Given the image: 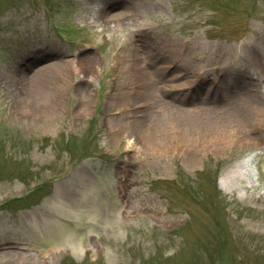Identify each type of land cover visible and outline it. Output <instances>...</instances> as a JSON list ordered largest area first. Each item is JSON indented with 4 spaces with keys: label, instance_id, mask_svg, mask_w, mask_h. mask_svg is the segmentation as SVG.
Returning <instances> with one entry per match:
<instances>
[{
    "label": "rangeland",
    "instance_id": "374dc122",
    "mask_svg": "<svg viewBox=\"0 0 264 264\" xmlns=\"http://www.w3.org/2000/svg\"><path fill=\"white\" fill-rule=\"evenodd\" d=\"M94 1L0 0V245L16 247L0 264H264V132L256 148L187 150L123 128L128 116L146 120L178 100L192 110L208 90L211 107L250 88L246 51H262L264 68V0H141L147 38L92 26ZM171 41L180 54L194 48L202 83L188 74L166 84L173 91L120 90L133 87L131 58L175 70L174 55L160 50ZM43 53L68 58L59 65L96 64L84 67L89 77L76 71L74 83L43 89L53 98L36 112L25 92ZM13 78L18 88L6 95ZM65 180L72 193L56 188ZM68 241L80 255L61 250Z\"/></svg>",
    "mask_w": 264,
    "mask_h": 264
},
{
    "label": "bare ground",
    "instance_id": "6f19581e",
    "mask_svg": "<svg viewBox=\"0 0 264 264\" xmlns=\"http://www.w3.org/2000/svg\"><path fill=\"white\" fill-rule=\"evenodd\" d=\"M124 1L125 0H96L93 2L94 7L92 5V7H88L87 13L89 15L86 20H88L92 26L102 28L105 26L108 27L109 25L114 29L130 27L132 28L133 37L138 35L140 38L141 36L147 38L146 33L148 30L145 28L148 25L142 21L144 4L141 0ZM116 7H120L124 11H127V13L115 12ZM243 45L250 48L252 44L244 43ZM243 45L241 44L239 48L243 49ZM179 46H181V44H179ZM219 47L220 46H217L213 56L219 52ZM160 50L165 52L164 55H174L173 61L179 58L177 68L173 70L164 65L148 66L146 63H140L139 61L134 62V58H131L129 60L130 64L125 68V74L127 79L133 82V85H131L133 87H130V85H128L129 83H127L125 86H120V90L136 91L134 92L135 94H138L139 91H146L152 94L151 91H173L174 88H170L166 84L181 80L182 78L187 79L188 74V83L191 84L197 79L195 70H193L196 60V57L193 55V53H195L193 52L194 48H189L187 53L180 54L177 52V47L174 42L171 41L165 48L161 47ZM250 50L251 52H246L250 55L248 57L252 60L255 72L253 75H250V73L247 75L249 76L247 80L249 81L250 88L242 89L243 92H241L239 96H229L223 99L222 106L210 107L207 102L209 99L208 94L210 93L208 92L206 96L201 99L200 104L189 111L181 107V100H178L175 102L177 103L176 105L170 103V105L165 106V111L158 113L160 115L156 112H154L156 114L146 112V120L141 118L135 119L132 118V116H128L123 120V128L132 132L133 137L137 135L143 142L154 143L158 148L166 144L171 148L176 145L187 150L191 149V147L195 148L200 146L202 148L205 146H214L213 148H216L219 144L229 149H232V147L244 149L246 147L256 148V146H260L263 144L262 133L264 132V125L261 123V118L264 116V93L262 92V88H264V68L262 64V51L259 53L254 47H251ZM129 52V55L133 57L134 50L130 49ZM49 57L48 53H43L41 56L39 54L36 59L39 61L45 59L48 63L38 68L31 69L33 73L28 78L24 105L27 106V102L29 101L32 103L33 109L36 112L39 110L37 108L38 106H41V104L46 102L49 98H53L52 95H46L42 91L47 90L51 92L61 89L56 81H58L59 78H61L60 80L66 78L71 81L76 71H79L83 78L89 77L85 69L86 71H90L92 67H94V64H96L95 61L87 60L86 63L83 64V67L81 61L77 62L74 66L73 63H70V65H59L57 64L58 60ZM50 60L52 62H50ZM34 61L36 60L33 59V62ZM31 63L32 62H30V64ZM198 69L201 70L202 75L206 72L203 69ZM189 70H191V73ZM17 72L18 70L16 73ZM19 81L20 78H13L12 86L4 87L6 95L13 94L14 89L18 88ZM76 88L77 91H83L84 89V87L82 88L81 86ZM151 98L154 99L159 97L153 94ZM171 143H174V146H172ZM189 156L192 157V154ZM247 163L248 161L245 160L237 164V166L231 170V173L233 174L245 169ZM229 175L230 174L226 173L221 179L225 181L229 179ZM73 185V182L69 183L65 180L59 186H56V188L65 194H69L74 191ZM86 222L88 224H94L92 218H88ZM69 242L71 241H68L61 250L73 252V254L79 253L80 255L81 250L79 248L75 250L73 244H69ZM60 247L61 245L53 246L50 251H52L53 254H57V252L59 253V251H61ZM15 249L16 247L10 242L1 244L0 257L8 254L7 251L13 252ZM10 252L9 254H11Z\"/></svg>",
    "mask_w": 264,
    "mask_h": 264
}]
</instances>
